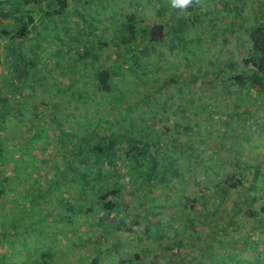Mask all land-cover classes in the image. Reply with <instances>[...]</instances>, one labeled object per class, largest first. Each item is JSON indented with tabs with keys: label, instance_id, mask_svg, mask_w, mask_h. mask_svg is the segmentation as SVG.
Segmentation results:
<instances>
[{
	"label": "rangeland",
	"instance_id": "obj_1",
	"mask_svg": "<svg viewBox=\"0 0 264 264\" xmlns=\"http://www.w3.org/2000/svg\"><path fill=\"white\" fill-rule=\"evenodd\" d=\"M67 3L69 17L58 31L47 34L38 27L31 41L13 53L0 39V105L9 108L1 116L8 179L0 196V257H5L0 264H264V227L257 231L258 218L247 213L264 206V167L258 164L264 161V98L249 92L245 78L242 84L230 79L248 76L241 64L243 48L249 32L264 25V0H193L187 11L172 9L169 0ZM131 12L173 31L141 70L148 71L146 81L123 82L124 88L129 85L128 104L137 103L140 92L153 85L151 101L142 104L146 108L137 106L144 113H132L133 118L149 113L167 120L158 118L160 136L151 139L160 154L156 169L148 164L147 178L134 172L138 190L121 193L120 210L102 220L97 207L88 208L97 205L95 194L109 187L107 178L118 164L101 160L104 178L85 179L86 188L84 181L80 186L72 180V143L88 137L81 117L94 120L97 110L83 95H74L71 88L82 84L70 70L92 72V64L84 62L82 69L77 62L84 43L101 41L99 64H112L117 54L112 30ZM188 16L195 24L178 29ZM82 17L90 33L88 26H80ZM24 70L33 72L36 81L30 74L31 81L21 85L16 79ZM170 80L160 91L159 83ZM97 108L103 116L120 119V108L110 100ZM121 125L115 127L119 135L126 128ZM167 164L178 168V179L168 182L162 176ZM222 184V190L217 188ZM181 197L188 201L180 203ZM249 197L257 200L245 206ZM235 204L241 209L233 214ZM214 205L219 208L212 215ZM144 217H153L152 224ZM229 219V230L216 236ZM137 223L140 231L128 236V226Z\"/></svg>",
	"mask_w": 264,
	"mask_h": 264
},
{
	"label": "trees",
	"instance_id": "obj_2",
	"mask_svg": "<svg viewBox=\"0 0 264 264\" xmlns=\"http://www.w3.org/2000/svg\"><path fill=\"white\" fill-rule=\"evenodd\" d=\"M67 7V0H0V39H5L9 42L7 44V51L13 53L14 50L18 49L17 45L19 46L21 43L30 42L32 35L35 33L34 31H37L38 27H41L43 32L47 34L56 30L58 31L57 28L59 25L63 21L65 22L69 17V10ZM82 21L83 23H79L80 26H88V28H90V33L92 28L89 22L84 19V17H82ZM180 21L178 29L182 25L181 30H183L190 21L192 25L195 24L192 19L190 20L189 16L186 17V19H180ZM169 22L170 21H168V23ZM46 26H48L49 29H46ZM63 31L66 33L70 32L65 29ZM172 32L173 31L170 32L168 29V24L152 23L142 19L140 14L131 12L124 16L123 19L121 18L119 26L116 27L115 30H112L111 39H114V41L112 40L111 44L117 49V54L112 64L105 67L99 64V60L102 56V47H104L100 44L101 41L96 44L84 43L83 50L77 51V62L81 64V68L83 63L86 62L87 64H92L93 70L92 72L88 71V74L86 71L83 72V70L77 67L75 70H70L72 74H77L80 77L82 87L78 90H74L71 87L69 88L72 89L74 95H83L85 100L90 102L97 111L94 112V120L86 119L83 116L81 117L82 122L85 123V133L88 137L81 136L79 137V142L72 143V155L69 159L72 169L68 168V172H70L72 180L76 181L77 184L81 186L80 182L84 181V183H86L85 179L89 177L104 178V169L101 168L100 165L101 160L110 165L115 163L118 164V166L113 165L112 169L109 165L110 169L113 171V174L107 178V185L109 187L96 193L97 200L95 204L97 205L88 208V210L91 211L97 207L99 212L102 213V220H109L117 210L121 208L118 205L121 199H119L121 193L127 190L135 194V191L138 190L136 188L138 185L136 176L144 174L143 177L147 178L148 176L145 177V174L149 172L145 171L147 165L153 164L152 170L154 171L157 162H159L158 157H160V154L156 152V148L152 146L151 139H158L160 136V133L156 130V122L159 121L158 118L164 122L167 119L163 116L157 117L153 115L154 118L150 116L149 113L145 114L146 118H144V116L135 118L131 116L132 113L134 114L136 112L139 114L144 113L143 111L139 112L137 106L138 104L143 106V103L149 102L148 100H150L153 95L151 91L153 85L150 86V90L145 89L140 92L137 103L133 102L128 104L126 99H128L127 87L129 85L124 88L123 82L133 80L131 83L135 82L136 84L144 80L143 75L146 71L143 73L141 70L151 65L150 57L152 56L151 54L154 53L153 50H155V46H159L160 48L161 43L164 42L167 35L172 34ZM96 36H98L97 33ZM53 39L60 40L58 35L53 36ZM99 39L101 40V38ZM243 51L241 64L248 76L242 77L238 75L235 78L230 77V79H235L239 84H242L245 78V81H248L246 88L249 92L250 90L251 92L254 91L258 96L264 98V25L253 28L249 32L247 49L243 48ZM242 73L243 70L241 71V74ZM30 74H33L32 82H35L37 78L35 77L36 75L28 70L21 72L16 80L23 86L27 85ZM146 74H148V71ZM87 76H89V79ZM167 82L174 81L170 80L166 81V83L158 82L160 84V86H158L160 91L164 89V85H166ZM82 88H84L83 92ZM255 98L257 100L258 97ZM105 100H110L120 108L119 112L117 110L120 119L115 121L114 119L112 120L108 113L104 114V116L101 114L97 107L103 106ZM143 107L146 108V106ZM8 109L9 108L5 107V105H0V196L4 191L2 184L8 179L5 175V166L2 164L5 154L3 150L4 147H2L1 133V126L3 123L1 116L6 115ZM137 121H139V124H137ZM121 124L126 125V128L124 134L119 135L120 132H118L115 127ZM61 132L62 131H60V133ZM215 137L217 136L215 135ZM82 140L85 142L82 143ZM246 141L249 143L248 138ZM233 149L237 152L236 146H233ZM236 160H240L237 155ZM122 164H125L126 168L119 169V166ZM136 164L138 166L135 169L133 167ZM258 164H262V167H264V161L260 162V160H258ZM255 169L260 170V167L257 166ZM134 172H137L136 176ZM161 174L167 177L168 182L171 181V177L176 179L179 178L178 168L168 166V164L164 167L163 171H161ZM262 175V183H264V170ZM79 177L81 179H79ZM95 181H98V179H95ZM88 184L89 180H87L85 188L88 187ZM224 185L225 184L219 185L217 188L222 190L221 187H224ZM228 185L230 188L238 186L237 183H228ZM145 190L147 191V189ZM257 190L259 191V189ZM215 193H217V190H215ZM143 197L145 199L144 193ZM139 198V204H141L142 197ZM195 200L198 201V197ZM203 200L204 198L202 197L199 199L201 203H203ZM256 200L257 198L255 197H249L245 202V206H251ZM182 201H188V199L184 197L182 200L181 197L179 202L181 203ZM26 205H29V203H26L25 206ZM216 208H219V206H213L211 210L212 215L218 213ZM174 209L175 208L172 210ZM240 209L241 206L239 207L235 204L231 212L235 214L236 212L238 213ZM247 213L254 218H258L255 223V229L261 231V227H264V206H261L256 211L247 210ZM121 215L122 212L120 213V217ZM133 218L135 220L141 219L139 216ZM144 219L148 221L149 224H152L150 220H153V217L149 219L144 217ZM231 223H233V221L230 220L227 224L222 226V228L217 230L215 235L224 234V232L229 230V225ZM138 225L139 223L128 226L126 230L127 235L129 236L136 231H140V226ZM27 228L28 226L25 225L23 231H27ZM253 230L251 229L250 231L253 232ZM7 236L8 234L4 235L6 238ZM29 257L32 256L29 255ZM3 258L5 257L1 256L0 260L3 261ZM237 259H239L238 262L243 260L241 258ZM93 264L95 263L93 262Z\"/></svg>",
	"mask_w": 264,
	"mask_h": 264
},
{
	"label": "clouds",
	"instance_id": "obj_3",
	"mask_svg": "<svg viewBox=\"0 0 264 264\" xmlns=\"http://www.w3.org/2000/svg\"><path fill=\"white\" fill-rule=\"evenodd\" d=\"M193 3V0H169L172 9L187 11Z\"/></svg>",
	"mask_w": 264,
	"mask_h": 264
}]
</instances>
